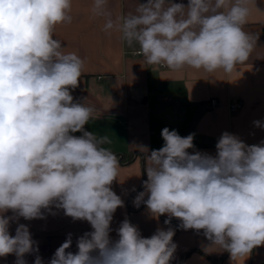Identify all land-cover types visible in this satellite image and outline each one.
Masks as SVG:
<instances>
[{
  "label": "clouds",
  "instance_id": "9594fccd",
  "mask_svg": "<svg viewBox=\"0 0 264 264\" xmlns=\"http://www.w3.org/2000/svg\"><path fill=\"white\" fill-rule=\"evenodd\" d=\"M107 2L93 0L92 16L103 17L104 31L119 33L148 65L230 75L256 46L257 35L244 30L251 0H188L187 6L147 0L115 19ZM71 13L72 0H0V257L15 254V264H26L25 254L38 248L24 224L11 235L10 222L42 219L54 205L92 231L77 239L76 253L66 251L69 234L49 264H170L171 228L145 238L125 219L119 238L110 239L113 215L123 206L111 187L121 167L104 146L108 137L85 129L94 108L70 91L84 60L54 32L72 22ZM161 136L158 150L140 146L147 180L134 204L143 202L153 217L166 215V225L177 218L184 230H203L233 260L264 246V142L247 145L224 132L213 156L188 151L194 134L165 127ZM34 264H42L40 256Z\"/></svg>",
  "mask_w": 264,
  "mask_h": 264
},
{
  "label": "crops",
  "instance_id": "0c3cea01",
  "mask_svg": "<svg viewBox=\"0 0 264 264\" xmlns=\"http://www.w3.org/2000/svg\"><path fill=\"white\" fill-rule=\"evenodd\" d=\"M147 0H108L107 8L113 19L134 12L138 4ZM183 3L188 0H171ZM93 0H72V22L57 25L54 38L84 60V72L78 86L70 90L74 101L94 108L93 118L85 126L98 137L107 136L104 145L113 151L120 165L118 179L112 190L121 197L123 206L117 208L110 228V239L117 240V230L125 220L137 226L141 235L151 237L156 230L169 228L175 234L176 250L170 264H264V246H259L246 256L232 259L228 251L212 245L203 230H184L181 221L166 215L153 217L142 202L134 204L136 196L144 191L147 180L145 153L160 149L162 130H176L186 137L194 134V148L216 154V143L224 132L237 136L247 145L264 142V0H251V12L244 30L257 35L256 46L247 62L240 64L229 75L222 70L208 73L204 70L184 68L172 71L166 67L148 65L142 55L132 50L114 31L105 32L103 17H93ZM216 97L219 105L207 108L210 98ZM242 100V109L232 113V99ZM79 136L81 133L77 132ZM132 154L130 161L123 160ZM147 196H145V200ZM44 218L10 222V234L15 235L18 224L28 227L38 251L25 254L26 264H34L40 256L42 264H49L56 249L71 234L72 245L66 251L76 253L77 239L91 232L84 220H73L62 209L51 206L42 210ZM6 216H12L9 210ZM94 255L96 253H93ZM17 257L9 254L0 257V264H15Z\"/></svg>",
  "mask_w": 264,
  "mask_h": 264
},
{
  "label": "built area",
  "instance_id": "2783aa9c",
  "mask_svg": "<svg viewBox=\"0 0 264 264\" xmlns=\"http://www.w3.org/2000/svg\"><path fill=\"white\" fill-rule=\"evenodd\" d=\"M242 100L240 99H232L231 102L229 103V108L232 113H237L239 110L242 108ZM207 108H215L219 105V100L216 97H212L208 100L207 102Z\"/></svg>",
  "mask_w": 264,
  "mask_h": 264
},
{
  "label": "trees",
  "instance_id": "16d2710c",
  "mask_svg": "<svg viewBox=\"0 0 264 264\" xmlns=\"http://www.w3.org/2000/svg\"><path fill=\"white\" fill-rule=\"evenodd\" d=\"M131 159H132V154H128V155H125V157H123V160L130 161Z\"/></svg>",
  "mask_w": 264,
  "mask_h": 264
}]
</instances>
